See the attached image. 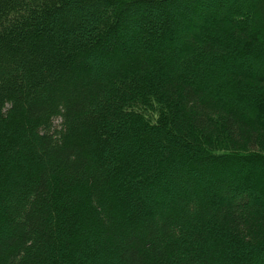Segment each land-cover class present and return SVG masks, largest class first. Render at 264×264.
Instances as JSON below:
<instances>
[{
    "label": "trees",
    "instance_id": "trees-1",
    "mask_svg": "<svg viewBox=\"0 0 264 264\" xmlns=\"http://www.w3.org/2000/svg\"><path fill=\"white\" fill-rule=\"evenodd\" d=\"M0 264H264V0H0Z\"/></svg>",
    "mask_w": 264,
    "mask_h": 264
}]
</instances>
